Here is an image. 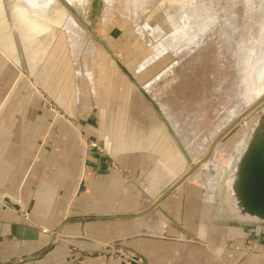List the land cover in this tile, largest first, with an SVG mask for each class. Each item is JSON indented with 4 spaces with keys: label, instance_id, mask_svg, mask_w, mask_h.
<instances>
[{
    "label": "rangeland",
    "instance_id": "1",
    "mask_svg": "<svg viewBox=\"0 0 264 264\" xmlns=\"http://www.w3.org/2000/svg\"><path fill=\"white\" fill-rule=\"evenodd\" d=\"M64 1L115 59L59 0H0V17L7 26L0 40L12 41L15 51L7 55L0 47L15 62L0 53V94L8 105L18 92L23 97L30 90L37 105L46 101L66 118L82 121L89 108V122L97 127L129 119L133 142L142 145L154 138L164 154L170 147L163 141L178 151L163 167L165 175L186 162L183 151L196 165L207 156L188 181L205 188L215 223L239 226L222 212L220 184L237 154V140L248 136L247 122L226 130L248 108L246 77L264 50V21L254 16L249 1L214 0L213 19L207 12L201 24L184 18L188 24L182 23L180 30L176 24L171 27V18L187 13L198 0H184L183 10L177 0ZM258 2L264 5V0ZM234 30L245 40L243 55L234 50ZM211 163L217 167L210 169ZM115 250L126 255L120 247Z\"/></svg>",
    "mask_w": 264,
    "mask_h": 264
},
{
    "label": "crops",
    "instance_id": "2",
    "mask_svg": "<svg viewBox=\"0 0 264 264\" xmlns=\"http://www.w3.org/2000/svg\"><path fill=\"white\" fill-rule=\"evenodd\" d=\"M12 98L0 94V264H264V229L215 223L204 187L156 207L180 178L163 174L167 142L168 155L134 143L129 119L97 127L89 108L80 121L30 90Z\"/></svg>",
    "mask_w": 264,
    "mask_h": 264
},
{
    "label": "water",
    "instance_id": "3",
    "mask_svg": "<svg viewBox=\"0 0 264 264\" xmlns=\"http://www.w3.org/2000/svg\"><path fill=\"white\" fill-rule=\"evenodd\" d=\"M59 1L89 32L90 36L104 47L109 56L115 59L98 35L80 19L72 8L64 0ZM11 19L15 25L13 14H11ZM15 30L17 33L19 32L17 25H15ZM0 53L15 64L1 49ZM262 55L263 58L260 63L256 64L257 67L246 77L249 91L244 97V103L248 108L226 130L230 131L240 122H247L248 136L243 147L236 154L232 165L225 170L224 178L220 184L222 212H225L230 220L243 228H264V50ZM216 143H214V146ZM213 147L209 154L212 152ZM183 156L186 159V164L184 169L181 172L179 171L178 175L180 178L177 179L164 197L157 202L156 207L172 192L188 181L207 159L206 156L200 163L193 165V160L184 151ZM190 164L192 165L190 166ZM185 167H190V169L186 170ZM4 203L15 212L23 210L21 205L13 203L9 197H5ZM133 260L136 261V258H133Z\"/></svg>",
    "mask_w": 264,
    "mask_h": 264
},
{
    "label": "bare ground",
    "instance_id": "4",
    "mask_svg": "<svg viewBox=\"0 0 264 264\" xmlns=\"http://www.w3.org/2000/svg\"><path fill=\"white\" fill-rule=\"evenodd\" d=\"M189 2H191V0H188ZM205 1H207V0H198L197 2H195L194 4H193V6L192 7H190V9L188 10V12L187 13H184L183 12V14L181 15V14H179L178 16L175 14V16H177V18H179V20H176L174 17H172L171 18V27H173L174 26V24H176L177 26H178V29H179V26L183 23V24H188V23H190V21L193 19V22H194V24H201V23H199L200 22V20L201 19H203V20H206L205 18H204V13H209V16L211 17V16H213L214 15V12H216V11H214V9H212L211 8V6H210V2H212V1H214V0H208L207 2H205ZM238 1H241V0H238ZM249 1V4L251 5V7H252V12L254 13V16L255 17H259L260 18V20L262 19V21H264V5L261 3L260 4V2H258V0L254 3L253 2V0H248ZM177 2H179V6L180 7H182V9L181 10H183V8L184 7H186V6H184L185 5V2H187V0L184 2V0H180V1H178L177 0ZM188 2V3H189ZM184 4V5H183ZM187 4V3H186ZM177 5V4H176ZM184 6V7H183ZM178 10H180V9H178ZM177 10V11H178ZM180 10V11H181ZM173 11V10H172ZM174 12V11H173ZM184 18H186L187 19V21H189L188 23H186V22H184L185 20H183ZM212 19L214 18V17H211ZM211 18L209 19V20H211ZM211 22V21H210ZM231 22V21H230ZM233 22V21H232ZM209 23V22H208ZM227 23V22H226ZM227 24H229V21H228V23ZM206 25V24H205ZM204 25V26H205ZM226 27H228V25L226 26ZM5 28H7V26L4 24V22L2 21V18L0 17V34H2L3 35V32H4V30H5ZM237 28V27H236ZM180 30V29H179ZM235 30H237V29H235ZM234 30V32H235V35L232 37V40H233V42H235L234 44H235V46H234V50H235V52L236 53H238V55L239 54H241V55H243L244 53H245V40L243 39V37H241V36H239V33H237L236 31ZM233 31V30H232ZM228 32V31H227ZM233 32V33H234ZM229 33V32H228ZM1 36V35H0ZM227 37H228V34H227ZM231 37V36H230ZM229 38V37H228ZM11 39V38H10ZM1 42H0V47L2 48V49H4L5 51H6V54L7 55H12V53H14L15 51H14V46H13V42L12 41H8L7 40V38H5V39H3V40H0ZM263 56V55H262ZM263 58V57H262ZM261 58V59H262ZM261 61V60H260ZM237 82V81H236ZM238 96V95H237ZM237 105H239V104H237ZM238 107V106H237ZM240 107V106H239ZM235 111H236V109H235ZM234 113V112H233ZM241 116V115H240ZM239 116V117H240ZM238 119V118H237ZM239 141V139L237 140V145H235V147H237L236 148V151H237V153L241 150V148L243 147V145H244V143H245V140L244 141H242V139L240 140V142H238ZM234 145V144H233ZM210 146V145H209ZM209 148V147H208ZM207 151H208V149H207ZM206 151V152H207ZM225 150H223L222 152H220L219 154H221V153H226V152H224ZM205 154H207V153H205ZM225 155V154H224ZM234 155V154H233ZM203 156H205V155H203ZM229 156V155H228ZM236 157V156H235ZM203 158V157H202ZM217 158L218 157H214V160H215V163H216V161H217ZM233 158V157H232ZM214 160H212V161H214ZM231 160V159H230ZM233 161L234 160H232V161H230L229 162V165H231L232 163H233ZM185 164H186V162L185 163H181V164H176L174 167H172V169H171V172H170V175H171V177L172 178H175V177H178V176H176V175H178L179 174V171L181 172L182 171V169H184V166H185ZM193 165H196V163H195V161H193V163H192ZM192 164H190V166L192 165ZM217 164V163H216ZM203 165V164H202ZM218 165V164H217ZM217 165H215L214 163H211L210 165H209V168L211 169V168H216L217 167ZM221 165V164H220ZM207 168V167H206ZM200 169V168H199ZM198 169V170H199ZM221 169V168H220ZM197 170V171H198ZM196 173V172H195ZM194 173V174H195ZM214 173V172H213ZM193 174V175H194ZM192 175V176H193ZM191 176V177H192ZM190 177V178H191ZM189 178V179H190ZM188 179V180H189Z\"/></svg>",
    "mask_w": 264,
    "mask_h": 264
},
{
    "label": "built area",
    "instance_id": "5",
    "mask_svg": "<svg viewBox=\"0 0 264 264\" xmlns=\"http://www.w3.org/2000/svg\"><path fill=\"white\" fill-rule=\"evenodd\" d=\"M113 253H115V252H113ZM124 257H126V255H123Z\"/></svg>",
    "mask_w": 264,
    "mask_h": 264
}]
</instances>
